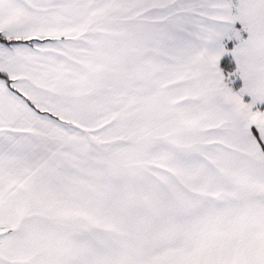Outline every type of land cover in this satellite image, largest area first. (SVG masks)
<instances>
[{
    "label": "snow or ice",
    "instance_id": "1",
    "mask_svg": "<svg viewBox=\"0 0 264 264\" xmlns=\"http://www.w3.org/2000/svg\"><path fill=\"white\" fill-rule=\"evenodd\" d=\"M0 264H264V0H0Z\"/></svg>",
    "mask_w": 264,
    "mask_h": 264
}]
</instances>
